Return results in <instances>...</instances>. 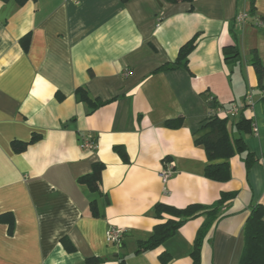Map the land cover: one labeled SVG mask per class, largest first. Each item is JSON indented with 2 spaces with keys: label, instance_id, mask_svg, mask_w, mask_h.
I'll return each mask as SVG.
<instances>
[{
  "label": "crops",
  "instance_id": "0c3cea01",
  "mask_svg": "<svg viewBox=\"0 0 264 264\" xmlns=\"http://www.w3.org/2000/svg\"><path fill=\"white\" fill-rule=\"evenodd\" d=\"M255 7L264 17V0ZM249 10V0H0V215L16 221L12 236L0 224V264H87L94 257L120 264V255L126 264H163L164 253L168 264H193L204 217L157 249L136 254L137 243L163 222L152 215L157 203L211 206L223 193L237 196L209 230L201 264H240L250 206L264 205V93L249 55L256 50L264 64V28L258 17L236 20ZM196 34L190 72L153 74ZM235 43L240 59L227 64L223 48ZM81 87L92 99L116 101L91 112L75 95ZM233 107L239 114L229 118L231 137H242L256 161L247 170L246 154L235 155L231 180L219 183L205 177L206 153L195 139L210 117L225 118L219 110ZM242 114L250 134L235 129ZM179 117L181 128L165 127ZM34 134L40 139L25 152L13 151L12 142ZM90 137L95 150L81 147ZM95 163L105 166L99 193L78 183ZM166 163L174 173L163 183ZM111 228L124 231L123 246L107 242ZM65 237L74 252L62 245Z\"/></svg>",
  "mask_w": 264,
  "mask_h": 264
},
{
  "label": "trees",
  "instance_id": "16d2710c",
  "mask_svg": "<svg viewBox=\"0 0 264 264\" xmlns=\"http://www.w3.org/2000/svg\"><path fill=\"white\" fill-rule=\"evenodd\" d=\"M6 1V0H5ZM19 6H24L30 0H15ZM126 1V0H124ZM169 4H178L180 2L193 3L195 0H164ZM250 10L249 16L257 18L255 3L256 0H249ZM258 21L264 22V17H258ZM255 25V23H253ZM258 26V23L256 24ZM232 36L236 42L237 37L232 29ZM199 35L196 34L192 39L186 42L179 50L177 58L174 62H169L158 69L153 74L169 72L179 69H184L190 72L188 64L189 57L197 46ZM21 45L25 52L30 48V35L21 39ZM224 61L228 64L238 62L240 53L235 43L234 46H226L223 48ZM250 63L255 69L258 77V88L264 93V64L256 50L249 52ZM75 95L80 102L86 103L91 112L98 110L101 107L107 106L116 98L103 101L101 99H92L85 88H78ZM61 99V97H60ZM261 103L264 106V95L261 98ZM248 107V106H246ZM245 107V108H246ZM229 118H220L218 116L210 117L200 128L205 131L202 135L196 137L195 144L202 146L207 157V166L205 168V177L209 180L225 183L231 180L230 160L237 154H246L245 163L249 170L251 163L256 161L254 155L247 149L245 140L242 137L232 138L228 129ZM184 124V118L168 120L165 122V127L170 129H179ZM236 131L250 134L252 132L251 121L244 118L243 114L240 116L238 122L234 125ZM40 139L39 136L33 135L29 142H12V149L15 153L20 154L26 151L28 146L34 144ZM82 142V141H81ZM125 163L129 162L128 155L124 148H115ZM105 169L104 164L95 163L92 166V171L78 179V183L86 186L92 193H99L102 173ZM236 193H223L220 199L211 206H204L200 204H192L185 208H176L164 203H157L152 215L154 218L163 221L155 226L151 237L146 241H139L137 243L136 254L145 253L159 248L165 241L176 235L178 230L189 220L198 217H204L205 222L199 229L196 239L194 241L193 251L191 254L193 264H201V252L204 240L213 226V224L220 219L223 213L228 209L229 203L236 197ZM92 215L99 217L97 202L90 204ZM0 224L7 225L8 234L12 236L15 231V217L12 213H5L0 215ZM62 245L66 251L74 252L75 247L68 238L61 240ZM123 246V245H122ZM120 264H126L125 255L117 256ZM163 264L170 262V257L167 254L161 255ZM107 259L90 258L87 259V264H99ZM240 264H264V205L260 203H253L250 206V215L244 227V249Z\"/></svg>",
  "mask_w": 264,
  "mask_h": 264
},
{
  "label": "built area",
  "instance_id": "2783aa9c",
  "mask_svg": "<svg viewBox=\"0 0 264 264\" xmlns=\"http://www.w3.org/2000/svg\"><path fill=\"white\" fill-rule=\"evenodd\" d=\"M250 16L246 13L240 14L237 17V22H245L247 19H249ZM258 26L260 28H264V22L257 21ZM219 115L224 116L225 118L230 117H236L239 114V109L236 107H233L229 110H223L220 109L218 112ZM254 133H258V129L254 126L253 129ZM81 147L84 149H90L95 150L97 148V143L93 138H87L82 139ZM174 173V167L171 163L164 164L163 169L160 172V177L163 181V183H167L168 180L171 178V176ZM124 231L121 229L111 228L106 233V239L109 244L115 245V246H122Z\"/></svg>",
  "mask_w": 264,
  "mask_h": 264
}]
</instances>
